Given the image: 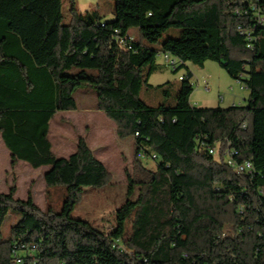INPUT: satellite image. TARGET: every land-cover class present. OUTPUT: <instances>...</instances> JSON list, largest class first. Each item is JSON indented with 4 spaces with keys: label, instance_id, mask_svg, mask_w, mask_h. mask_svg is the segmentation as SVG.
<instances>
[{
    "label": "trees",
    "instance_id": "trees-1",
    "mask_svg": "<svg viewBox=\"0 0 264 264\" xmlns=\"http://www.w3.org/2000/svg\"><path fill=\"white\" fill-rule=\"evenodd\" d=\"M114 1V20L104 21L70 0L65 23L62 0H0L1 138L12 167H49L46 200L51 187L66 188L58 212L39 209L32 193L16 199L15 179L0 193V264H15V249L23 264H264V0ZM173 28L179 38L150 46ZM208 62L249 91L245 105L194 107L191 71L179 77L174 105L138 99L154 74ZM84 86L118 140L134 139L127 181L137 196L108 232L71 214L84 190L109 184L111 173L84 138L69 158H58L49 139L56 114L78 111ZM230 159L251 163L252 173H237ZM10 212L21 219L2 241Z\"/></svg>",
    "mask_w": 264,
    "mask_h": 264
},
{
    "label": "rangeland",
    "instance_id": "rangeland-1",
    "mask_svg": "<svg viewBox=\"0 0 264 264\" xmlns=\"http://www.w3.org/2000/svg\"><path fill=\"white\" fill-rule=\"evenodd\" d=\"M75 1L80 13L98 10L104 21L114 20V0ZM69 8L70 0H62V12L65 16V23H68L69 20ZM179 37L180 29H169L163 33L157 43L150 46L160 49L162 43L167 39ZM157 62L164 65L165 55L159 54ZM186 67L177 74H174L170 68L154 74L150 81L152 86L148 88L144 87L139 92L138 99L149 106H158L165 99L167 100V105H174L177 92L181 86L179 77L185 76L188 71H191L194 75L191 80L194 91L190 102L194 107L229 108L246 104L249 98V91L242 90L241 85L232 79L217 63L208 62L205 70L191 63H187ZM163 84V88L158 87ZM164 91L169 92V95L166 96ZM76 101L78 111L58 113L51 121L49 139L52 142L53 151L56 153L60 145H64L66 154L63 153L61 156L66 158L68 156L67 154H69L70 146L74 144V139L79 134H82L85 126H91V133L89 135L91 146L97 158L106 163L107 169L112 175V180L109 184L102 187L86 188L71 216L74 219L87 221L101 231L108 232L117 224L118 208L129 199L135 200L137 196L136 191L130 194L127 181V175L132 174V148L134 139L127 138L124 141L118 140L120 143L118 146L114 141L113 134L109 132L102 133L98 130L99 127L97 124L100 123L98 117L105 118L109 123L114 124V122L108 119L102 112L96 110V92L92 87L84 86L80 88L76 93ZM83 113L89 117V123L87 125L85 124ZM120 153L125 154L126 158L121 159ZM143 163L146 167L153 170L156 167L155 162L149 159H145ZM1 166L2 163H0V168ZM43 169L48 171L49 167H44ZM24 175H22L23 179L28 184V178ZM26 191L21 188L20 193L26 194ZM37 197L39 198L38 202L41 208H44V205L46 206L48 203L49 206L58 212L61 211L66 198V188L64 186L51 187L47 200L46 193L44 194V190L40 189V195ZM11 226V219L8 217L2 228L4 236H10Z\"/></svg>",
    "mask_w": 264,
    "mask_h": 264
},
{
    "label": "crops",
    "instance_id": "crops-1",
    "mask_svg": "<svg viewBox=\"0 0 264 264\" xmlns=\"http://www.w3.org/2000/svg\"><path fill=\"white\" fill-rule=\"evenodd\" d=\"M129 37L133 41L138 42L139 41V33H138V31L137 30L130 31L129 32ZM205 68H206V65L202 69L205 70ZM151 78H150V81H151ZM63 113H65V112H63ZM83 115H84L85 124L87 125V123H89V117H87L88 116L87 114L83 113ZM98 118H99L98 121L100 122L99 124H97V126L99 127L98 130L100 132H102V133L109 132L110 134H113L114 135V141L119 146L120 143L118 142V138H117V135H116V125H115V123L114 124L113 123H109L103 117H98ZM50 129H51V123H50ZM90 133H91V126H89V125L85 126L84 127V131L82 132V134H79L74 139V144L70 146V151H69V154H67L68 156L66 158H69L72 154H74L76 152V150H77V141H78L79 138H84L86 140L88 146L90 147V149L92 150L93 154L97 158V155L94 152V150H93V148L91 146V141L89 139ZM133 145H134V143H133ZM60 148H61V150H60ZM60 148H59L57 153L54 152V151L53 152L55 153V155L58 158H63L61 155H63V153L66 154V152H65L66 148L64 147L63 144L60 145ZM132 153H133V148H132ZM120 155H121V159H125L126 158L125 154L120 153ZM97 159L107 169L106 163L103 160L99 159V158H97ZM0 163H2V166L0 168V193L7 194L9 192V190H10V187L13 184L14 179H15L16 187H17V192L15 194V198L18 199V200H27V198L29 196V193H32V197H33L34 203L38 206L39 209L45 210L46 206L44 205V208H41V206H40V204L38 202L39 198L37 196L40 195V189L44 190V194L47 191L44 177H45V174L48 171H45L43 169L44 167L39 168V169H33L29 164H27L26 162H23V161H18L15 164V166L12 167L11 152L5 146V144H4V142H3L2 138H1V135H0ZM42 169H43V171H41V173H39L40 170H42ZM36 174H38V175H36ZM22 175L27 176L28 184L25 183V179H23ZM25 187H27V189H25ZM21 188H23L24 191L27 190L26 194L20 193ZM8 217L11 219V225H12L11 229L21 219V216L18 213H15V212H10L7 215L6 219ZM2 228H3V226H2ZM2 228H1L2 241H6V240L9 239V235L4 236L3 233H2Z\"/></svg>",
    "mask_w": 264,
    "mask_h": 264
},
{
    "label": "built area",
    "instance_id": "built-area-1",
    "mask_svg": "<svg viewBox=\"0 0 264 264\" xmlns=\"http://www.w3.org/2000/svg\"><path fill=\"white\" fill-rule=\"evenodd\" d=\"M182 80V79H181ZM243 90V88H241ZM215 149H210V153L211 154H214L215 153ZM228 164L239 174H251L252 171H253V167H252V164L247 162V163H244V164H237L235 163L234 161H232L231 159L228 161ZM36 249V245L34 244H31L29 249H28V252H29V255H31L32 251H34ZM14 263L15 264H23V260L22 258L20 257L19 253L16 251H14Z\"/></svg>",
    "mask_w": 264,
    "mask_h": 264
}]
</instances>
